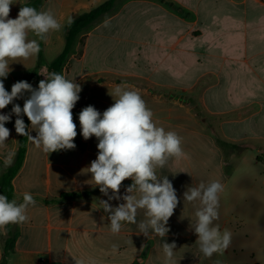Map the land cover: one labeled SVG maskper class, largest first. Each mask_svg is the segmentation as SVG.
I'll return each instance as SVG.
<instances>
[{"label":"crops","instance_id":"0c3cea01","mask_svg":"<svg viewBox=\"0 0 264 264\" xmlns=\"http://www.w3.org/2000/svg\"><path fill=\"white\" fill-rule=\"evenodd\" d=\"M106 1L14 0L9 18H17L23 6L38 4V11L50 9L62 28L46 41L28 33V39L43 43L42 68L31 77L38 54L12 63L18 77L10 71L6 90L9 79L38 87L50 73L46 53L59 56L65 48L68 17L74 20ZM61 74L82 89L73 109L76 148L46 154L28 140L13 199L22 203L28 192L36 204L27 210V222L0 229V264H164L160 237L147 238L126 222L120 233L110 231L108 214L97 209L108 197L86 173L98 141L82 137L79 113L89 105L103 113L114 103L109 93L118 84L139 91L157 126L182 137L185 155L170 159L161 172L179 199L165 237L176 244V264H264V0H119L77 37ZM12 106L0 114L11 113ZM15 119L12 115L5 125L10 136L0 146L4 165L9 153L11 163L17 153ZM212 180L224 186L214 225L221 233L230 231L231 242L205 257L189 227L195 206L184 204L183 193L187 186ZM131 183L123 182L121 195ZM109 202L115 207L123 201ZM10 234L17 238L6 251ZM250 239L257 243L252 251ZM250 256L256 259L250 262Z\"/></svg>","mask_w":264,"mask_h":264},{"label":"clouds","instance_id":"9594fccd","mask_svg":"<svg viewBox=\"0 0 264 264\" xmlns=\"http://www.w3.org/2000/svg\"><path fill=\"white\" fill-rule=\"evenodd\" d=\"M13 3L14 0H0V110L13 105L11 113L0 114V146L10 136L5 125L15 115L16 133L27 137L42 152L51 154L75 149L77 125L73 120V109L82 91L79 83L63 74L51 72L39 81L36 88L24 80L15 82L10 92L5 88L4 80L11 71L10 65L28 60L40 51L39 43L36 39H28V33L31 31L46 41L50 32L62 28L50 9L37 11L23 6L17 18H9ZM67 23L71 25L73 17L69 16ZM26 93L23 107L13 103L24 98ZM109 94L114 103L103 113L89 105L78 116L82 137L88 140L94 136L98 141L97 157L85 168L86 173L91 174V185L98 186L100 192L108 197L107 200H99L97 209L108 214L113 234L120 233L126 222L136 225L138 232L147 238L150 234L160 237L164 264H176V244L168 243L165 237L170 231L167 225L179 199L173 183L161 172L170 159H180L185 155L182 137L175 131L157 126L153 112L139 91L128 90L126 85L118 84ZM25 115L30 121V130H26ZM31 131L36 135L33 136ZM12 155L8 154L6 165L11 163ZM128 179L132 183L121 195L122 184ZM223 190L219 180H212L187 186L183 193L184 204L195 206V219L190 220L189 227L197 236L195 244L199 252L205 257L226 249L231 242V232L224 230L221 233L219 226L214 225V221L219 219V200ZM112 200L123 202L114 207L109 202ZM35 204V199L28 192L23 194L22 203L15 199L10 201L6 195L0 194V229L27 222V210ZM140 212L143 219L137 220Z\"/></svg>","mask_w":264,"mask_h":264},{"label":"trees","instance_id":"16d2710c","mask_svg":"<svg viewBox=\"0 0 264 264\" xmlns=\"http://www.w3.org/2000/svg\"><path fill=\"white\" fill-rule=\"evenodd\" d=\"M119 0H108L100 6L94 8L88 13L82 14L78 18L73 20L71 25L65 27L66 44L61 54L55 58L50 64V73L56 72L61 74L68 57L72 53L75 41L77 37L85 30L91 28L99 21H101L108 13L112 12L116 7ZM35 8L38 11V4H35ZM44 61L43 43L40 44V51L38 53V64L36 70H39ZM21 106V105H20ZM22 107V106H21ZM25 124L28 126L29 120L27 116H23ZM27 130V129H26ZM28 138L18 135V148L14 161L9 165H4L0 159V194H4L11 201L14 198V179L20 172L27 152ZM250 148V147H247ZM68 195H65L67 197ZM17 236L10 234L6 241V251H12ZM1 264H6L5 262Z\"/></svg>","mask_w":264,"mask_h":264},{"label":"rangeland","instance_id":"374dc122","mask_svg":"<svg viewBox=\"0 0 264 264\" xmlns=\"http://www.w3.org/2000/svg\"><path fill=\"white\" fill-rule=\"evenodd\" d=\"M27 6H29V4L27 5ZM57 51H48L47 53H46V57H47V59L50 61V62H52L55 58H57V56H58V53H56ZM44 54H45V49H44ZM47 60V61H48ZM10 68H11V73H12V75H14V77H18V73H17V71H15L14 69H13V67L10 65ZM42 68V67H41ZM40 70V69H39ZM39 70H34L33 71V73H32V76L31 77H38V75H39ZM48 70L50 71V69L48 68ZM20 73V72H19ZM47 73H45V75H46ZM41 77H43V75H40ZM8 77H11V75H8ZM8 82H9V87H7V91H11V87H12V85H13V83L10 81V79L9 80H7ZM23 100H24V98H23ZM14 104H21V100L19 99V100H14V102H13ZM256 245H257V243H256V241L255 240H253V239H250V242H249V248H250V251H252V250H255L256 249ZM256 259V257L254 256V257H249V260H250V262L252 261V260H255Z\"/></svg>","mask_w":264,"mask_h":264}]
</instances>
